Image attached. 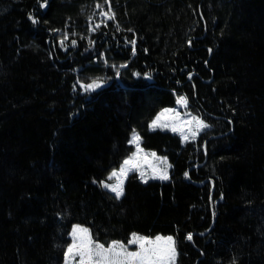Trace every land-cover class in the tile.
I'll list each match as a JSON object with an SVG mask.
<instances>
[{"label": "trees", "instance_id": "16d2710c", "mask_svg": "<svg viewBox=\"0 0 264 264\" xmlns=\"http://www.w3.org/2000/svg\"><path fill=\"white\" fill-rule=\"evenodd\" d=\"M97 1L115 18L91 32L90 0H0V264H62L74 224L173 236L175 264H264V0ZM178 96L209 125L184 144L149 129ZM132 132L169 179L131 172L117 198Z\"/></svg>", "mask_w": 264, "mask_h": 264}, {"label": "snow or ice", "instance_id": "6c2138e0", "mask_svg": "<svg viewBox=\"0 0 264 264\" xmlns=\"http://www.w3.org/2000/svg\"><path fill=\"white\" fill-rule=\"evenodd\" d=\"M108 19H114V14L110 15L108 12L103 13ZM33 20V23H36ZM98 28L99 25H96ZM95 31V28H93ZM131 31V29H129ZM67 39V36H65ZM61 45L64 41L62 40ZM75 44V41L72 42ZM130 43L135 46L136 41L132 40ZM126 66V65H125ZM124 67V66H122ZM119 75V72H117ZM139 75V73H136ZM145 75H148L147 73ZM104 83L103 80H93L91 83L84 85L87 90H94L100 87ZM177 103L187 107L188 98L185 96H180L177 99ZM167 113H172L168 122H161V117ZM151 128L155 129L157 127L171 128L174 132H180L182 135L185 129L191 133V137L195 138L199 131L204 128L209 127L200 117L193 116L190 120H184L180 117V113L175 109H165L164 112L159 114L151 123ZM189 137L184 135V139L187 140ZM141 137L139 133L133 134L132 138L129 140L130 144L136 146V153L127 159H125L120 166L119 170H113L110 174L109 179L115 178L114 184H105L112 192H114L119 198L123 195V185L124 180L130 171L139 170L140 164L136 162L137 155L142 152L140 147ZM153 157L156 154L151 153ZM161 165L166 164V158H157ZM153 170V175L151 177L146 176L144 171H140L141 179L147 182L149 178H159L168 179L167 167L150 165ZM187 175V173L185 174ZM103 183V182H102ZM72 243L68 246L65 256L67 260H75L79 258L78 264H175L177 257L176 240L173 236H161L157 235L155 238H149L147 236H140L135 233L132 234V238L128 241L129 245H138V250L129 251L128 246L118 242L113 241L108 247H105L103 243L96 242L87 228L81 226H74L72 232ZM186 239L191 240L192 234L189 233ZM66 260V264H67Z\"/></svg>", "mask_w": 264, "mask_h": 264}, {"label": "rangeland", "instance_id": "374dc122", "mask_svg": "<svg viewBox=\"0 0 264 264\" xmlns=\"http://www.w3.org/2000/svg\"><path fill=\"white\" fill-rule=\"evenodd\" d=\"M107 2L109 3V1H106L105 4H106ZM109 4H110V3H109ZM88 7L91 9V12H90V15H89V31L94 32V31H93V28L96 29V25H100V24H101V22L98 21V20H100V19H103V20H110V19H107L108 17H106V18L103 17V18H102V17L99 15V12H100V10L102 9L103 6H101L100 3H99L97 0H90V2L88 3ZM110 11H111V8H110ZM110 13H111V15H112V11H111ZM125 65H126V64H120V65H119V69H120V68H123L122 66L125 67ZM115 78L118 79V76H116ZM178 97H180V96H178ZM178 97L176 98V104H175L174 107L162 108V109L159 110V112L155 115V117L153 118V120H154L159 114H161L162 112H164L165 109H175L177 112L180 113V117H181L182 119H184V120H190L191 117H193V116H198V117H200V115L195 114V113H192L191 111H189V110L187 109V107L178 104V103H177V99H178ZM187 105H188V104H187ZM172 115H173L172 113H167V114H165L164 116L161 117V122H162V123H163V122H168L169 119H170V117H171ZM200 118H201V117H200ZM201 119H202V118H201ZM153 120H152V121H153ZM152 121L149 123V129H150V130H156V129H159V130H169V131H171L172 133H174V134H176V135H178V136L180 137L182 144H184L187 140L194 139V138L191 137V133L188 132L187 129H185V132H184L183 135H182L180 132H178V131H177V132L172 131L171 128L157 127V128H155V129H153V128L150 127ZM207 128H208V127H207ZM205 129H206V128H204L203 130H205ZM203 130H201V131H203ZM201 131H199L198 134H199ZM135 133H136V132H135ZM133 134H134V132H132V133L130 134V138H129V140L132 138ZM198 134H197V135H198ZM184 135H187L189 138H188L187 140H185V139H184ZM197 135H196V136H197ZM196 136H195V137H196ZM129 144H130V143H129ZM131 145L133 146V151H132V153L130 154L129 157H131V156L133 155V153H136V146H135L134 144H131ZM140 147L142 148V146H141V142H140ZM142 150H143V151L140 152V153L137 155V157H136V162H137L138 164H140V166H141L140 169H139V170H133V171H130V172L128 173V175H129L131 172H134V173L137 174V176L140 178L141 181L145 182L143 179H141L140 171H144L146 176L151 177V176L153 175V170H152V167H150V165H157V166H164V167H167V175H168V179H169L170 164H169L167 158H166L165 156L157 155L155 152H154V153L156 154V156L153 157V156L151 155V153H153V151H148V150H145V149H143V148H142ZM129 157H127V158H129ZM127 158H125V159H127ZM157 158H166V164L161 165L160 161H159ZM125 159H124V160H125ZM124 160H123V161H124ZM123 161H122V163H123ZM122 163H121V165H122ZM121 165H120V166H121ZM120 166H119V168H120ZM119 168H118V169H115V170H119ZM111 172H112V171H111ZM111 172L109 173V175H108V177H107V181L103 183V187H104L105 189H107L108 191H110L112 194H114V195L116 196V194H115L114 192H112L108 187H105V186H104L105 184H114V183L116 182V181H115V178L109 179ZM128 175H127V176H128ZM150 179H159V178H149V179H147V181L150 180ZM168 179H159V180H168ZM125 180H126V179H125ZM125 180H124V183H125ZM123 186H124V185H123ZM121 196H122V195H121ZM121 196H120V197H121ZM74 226H81V225L74 224V225L71 227V230H70V233H69V238H70V243H69V245L72 243V239H73V237H72L71 234H72V232H73V228H74ZM81 227L85 228L84 226H81ZM131 238H132V236H131ZM131 238H130V239H131ZM149 238H151V237H149ZM152 238H155V237H152ZM110 244H111V243H110ZM110 244H109V245H110ZM69 245H68V246H69ZM109 245H108V246H109ZM125 245L128 246V250H129V251H136V250H138V245H129L128 243L125 244ZM68 246H67V248H66V250H65V253L67 252ZM108 246H105V247H108ZM66 260H67V258H66L65 254H64V258H63V262H62V264H66ZM78 260H79L78 257H77L75 260H67V264H78Z\"/></svg>", "mask_w": 264, "mask_h": 264}, {"label": "built area", "instance_id": "2783aa9c", "mask_svg": "<svg viewBox=\"0 0 264 264\" xmlns=\"http://www.w3.org/2000/svg\"><path fill=\"white\" fill-rule=\"evenodd\" d=\"M110 4L107 2L105 6L102 7V9L99 12V15L103 18H106V16L103 15L104 12H108L111 15L110 11ZM108 19V18H107Z\"/></svg>", "mask_w": 264, "mask_h": 264}, {"label": "bare ground", "instance_id": "6f19581e", "mask_svg": "<svg viewBox=\"0 0 264 264\" xmlns=\"http://www.w3.org/2000/svg\"><path fill=\"white\" fill-rule=\"evenodd\" d=\"M92 32V31H91Z\"/></svg>", "mask_w": 264, "mask_h": 264}, {"label": "water", "instance_id": "95a60500", "mask_svg": "<svg viewBox=\"0 0 264 264\" xmlns=\"http://www.w3.org/2000/svg\"><path fill=\"white\" fill-rule=\"evenodd\" d=\"M90 91V90H89Z\"/></svg>", "mask_w": 264, "mask_h": 264}]
</instances>
